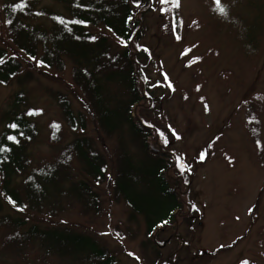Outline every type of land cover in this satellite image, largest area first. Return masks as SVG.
Listing matches in <instances>:
<instances>
[{
	"label": "trees",
	"instance_id": "1",
	"mask_svg": "<svg viewBox=\"0 0 264 264\" xmlns=\"http://www.w3.org/2000/svg\"><path fill=\"white\" fill-rule=\"evenodd\" d=\"M43 1L27 0L26 8L14 10L21 0H0V22L14 48L9 52L0 46L4 61L0 64V84L22 88L34 79L35 68L59 76L69 62L70 79L79 90L80 103L115 145L101 152L102 142L78 134L85 129L87 118L75 111L68 96L58 92L53 97L66 127L60 120H49L45 140L54 151L47 157L33 154L31 147L42 135L34 117L42 110L28 104L26 91L15 93L0 119V147L11 149L0 153V261L118 264L115 248L62 221L65 219L58 224L51 219L71 212L104 219L103 198L97 190L104 184L106 194L125 206L130 223L138 224L135 216H143L149 238L162 226H174L172 212L177 208L186 213L192 210L175 189L186 184L183 174L173 175L184 164L165 143L169 141L167 132L132 115L138 106L148 103L146 96H152L136 18L137 13L151 7L152 0H138L139 7L135 0H50L62 6V13L42 6ZM225 6L227 11L231 7ZM159 7L167 16L165 28L172 30L173 22H180L174 0ZM94 28L105 29L113 37L100 35ZM179 31L180 27L177 34ZM24 58L32 62L29 67ZM30 111L36 114L28 115ZM13 123L18 125L16 129L9 127ZM67 129L75 136L62 147L59 144L69 136ZM8 136H15L19 143L9 141ZM38 216L44 222L35 218ZM116 229L121 237L133 232L129 226L124 234ZM119 235L114 239L119 240ZM150 241L141 245L144 264H166L158 251L152 248L148 252V245L153 244Z\"/></svg>",
	"mask_w": 264,
	"mask_h": 264
},
{
	"label": "rangeland",
	"instance_id": "2",
	"mask_svg": "<svg viewBox=\"0 0 264 264\" xmlns=\"http://www.w3.org/2000/svg\"><path fill=\"white\" fill-rule=\"evenodd\" d=\"M221 2L231 6L226 16L219 13L214 0H181L180 31L176 33L180 40L165 28L167 16L159 6L166 3L152 0L151 7L136 14L147 58L141 59L152 96L145 95L148 103L132 115L167 132L170 149L184 164L173 175L183 174L186 184L182 187L176 180L179 187L175 189L191 205V212L177 208L172 212L174 226H162L149 238L143 216H135L138 224L130 223L125 206L106 194L104 184L97 187L104 219H89L76 212L51 219L56 224L66 221L115 248L118 264H144L141 245L145 240L153 243L148 252L158 251L166 264H264V0ZM42 6L63 11L50 0ZM94 30L113 37L105 29ZM5 37L0 22V46L14 49ZM23 62L26 67L32 63L26 58ZM69 67L68 62L59 76L35 68L34 79L22 88L0 84V119L19 89L27 92L29 105L42 110L34 117L42 135L31 147L33 154L47 157L54 151L45 140L49 120H60L66 127L53 97L58 92L68 96L75 111L87 118L85 129L78 134L102 142L101 152L114 148L115 141L104 136L80 103ZM67 131L68 138L59 144L62 147L75 136ZM202 151L208 153L204 161L199 159ZM39 217L35 218L44 222ZM128 226L133 232L126 234ZM116 228L125 233L119 240L114 239ZM7 261L0 264H11Z\"/></svg>",
	"mask_w": 264,
	"mask_h": 264
},
{
	"label": "snow or ice",
	"instance_id": "3",
	"mask_svg": "<svg viewBox=\"0 0 264 264\" xmlns=\"http://www.w3.org/2000/svg\"><path fill=\"white\" fill-rule=\"evenodd\" d=\"M135 2H136V6L137 7H139L140 5H139V2H138V0H135ZM159 2L161 3V4H163V3H167V2H169V0H159ZM214 3L216 4V7H217V10L219 11V13L220 14H222V15H227V10H226V7H224L223 5H222V2H221V0H214ZM28 5H27V0H21V3H19V4H17V5H15L14 6V10L15 9H19V10H23L24 8H26ZM77 6H81V5H77ZM174 6L176 7V8H179L180 6H181V0H174ZM163 11V10H162ZM37 15H40V13H36ZM129 20H131V16L128 18ZM9 23H11V21H9ZM61 23H65L63 20H61ZM72 23H84L83 21H72ZM180 27V22L179 21H174L173 22V25H172V32H173V34L175 35V38L177 39V40H180L181 39V37L179 36V35H177L176 33H177V31H178V28ZM93 39H95V37H93ZM186 54V53H185ZM34 59V58H33ZM196 61L195 60H193V61H191V63H195ZM4 63V61L2 60V59H0V64H3ZM168 79V77H167V75L165 74V80H167ZM0 83H3L2 81H0ZM153 86H156V85H153ZM169 88H172L173 86L171 85V83H169L168 85H167ZM174 90V89H173ZM198 90H199V88H198ZM205 110H207V105H205ZM33 114H36V113H34V112H32V111H30L29 113H28V115H33ZM9 127L10 128H12V129H16L17 127H18V125L17 124H15V123H13V124H11V125H9ZM53 127H56L57 129L59 128V126L58 125H53ZM175 134V133H174ZM21 135H23V133H21ZM177 138H179V137H177ZM7 139L9 140V141H13V142H15V143H19V141L16 139V137L15 136H8L7 137ZM165 143H167V141L165 140ZM260 145H259V143H258V147H259ZM209 147H211V145H209ZM7 151H11V149H8V148H4V147H0V153H4V152H7ZM207 151H202L201 153H200V157H199V159L201 160V161H204L206 158H207ZM3 159H7V157H4ZM0 162H3L2 160H0ZM9 201H10V203H13V205L15 206V202L14 201H11V199L9 198ZM20 210H22V209H20ZM253 211V209H249V212L251 213ZM238 219V218H237ZM164 223H167V221H165ZM105 235H106V233H104ZM117 235H119V233H117ZM221 247H223V246H221ZM129 255H133L132 253H129ZM138 259V258H137ZM243 264H248V262L247 261H245V262H243Z\"/></svg>",
	"mask_w": 264,
	"mask_h": 264
}]
</instances>
